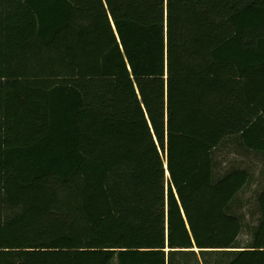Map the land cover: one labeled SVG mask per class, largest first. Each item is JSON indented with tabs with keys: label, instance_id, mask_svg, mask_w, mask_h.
<instances>
[{
	"label": "trees",
	"instance_id": "1",
	"mask_svg": "<svg viewBox=\"0 0 264 264\" xmlns=\"http://www.w3.org/2000/svg\"><path fill=\"white\" fill-rule=\"evenodd\" d=\"M231 135L264 154V0H0V264H264Z\"/></svg>",
	"mask_w": 264,
	"mask_h": 264
},
{
	"label": "rangeland",
	"instance_id": "2",
	"mask_svg": "<svg viewBox=\"0 0 264 264\" xmlns=\"http://www.w3.org/2000/svg\"><path fill=\"white\" fill-rule=\"evenodd\" d=\"M214 176L223 174L232 169H244L248 173V180L243 188L230 201V211L236 214L242 223V231L238 237V245L246 246L251 241L253 232L259 224L261 211L259 207V194L264 188V154L246 148L241 143L238 135L226 137L214 149ZM200 261L196 264H204L199 248H196ZM220 251L206 254L209 264H220ZM111 264H117L116 258ZM190 264H195L192 261Z\"/></svg>",
	"mask_w": 264,
	"mask_h": 264
},
{
	"label": "water",
	"instance_id": "3",
	"mask_svg": "<svg viewBox=\"0 0 264 264\" xmlns=\"http://www.w3.org/2000/svg\"><path fill=\"white\" fill-rule=\"evenodd\" d=\"M167 171H168V166L166 165ZM169 176V174H167Z\"/></svg>",
	"mask_w": 264,
	"mask_h": 264
},
{
	"label": "bare ground",
	"instance_id": "4",
	"mask_svg": "<svg viewBox=\"0 0 264 264\" xmlns=\"http://www.w3.org/2000/svg\"><path fill=\"white\" fill-rule=\"evenodd\" d=\"M167 174H169V171H167Z\"/></svg>",
	"mask_w": 264,
	"mask_h": 264
}]
</instances>
